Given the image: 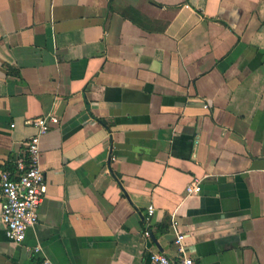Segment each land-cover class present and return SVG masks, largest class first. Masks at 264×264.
I'll return each instance as SVG.
<instances>
[{
	"label": "crops",
	"instance_id": "crops-1",
	"mask_svg": "<svg viewBox=\"0 0 264 264\" xmlns=\"http://www.w3.org/2000/svg\"><path fill=\"white\" fill-rule=\"evenodd\" d=\"M50 116L0 264H264V0H0V173Z\"/></svg>",
	"mask_w": 264,
	"mask_h": 264
},
{
	"label": "built area",
	"instance_id": "built-area-1",
	"mask_svg": "<svg viewBox=\"0 0 264 264\" xmlns=\"http://www.w3.org/2000/svg\"><path fill=\"white\" fill-rule=\"evenodd\" d=\"M206 108V106H204ZM55 117H41L28 121L36 133L24 143L27 162L20 160L17 164L18 175L12 178L7 171L0 173V212L1 223L4 227V234L7 240L20 244L26 231L32 228L38 220V207L46 194L43 174L39 168L40 139L47 134L51 125L57 124ZM200 192L198 184H191L186 188L188 195ZM154 212L152 206H148L147 214L151 216ZM176 229V223L172 222ZM148 238V230L143 232ZM185 236L176 234L173 245L180 257L176 260L168 259L161 253H150L148 258L152 264H196L195 261L185 255L183 246ZM38 251V248L35 249ZM37 264H53L47 259Z\"/></svg>",
	"mask_w": 264,
	"mask_h": 264
},
{
	"label": "trees",
	"instance_id": "trees-1",
	"mask_svg": "<svg viewBox=\"0 0 264 264\" xmlns=\"http://www.w3.org/2000/svg\"><path fill=\"white\" fill-rule=\"evenodd\" d=\"M9 73H12V71L9 69Z\"/></svg>",
	"mask_w": 264,
	"mask_h": 264
}]
</instances>
